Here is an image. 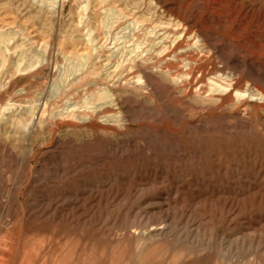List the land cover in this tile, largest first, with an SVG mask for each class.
I'll return each mask as SVG.
<instances>
[{
    "label": "rangeland",
    "instance_id": "obj_1",
    "mask_svg": "<svg viewBox=\"0 0 264 264\" xmlns=\"http://www.w3.org/2000/svg\"><path fill=\"white\" fill-rule=\"evenodd\" d=\"M0 264H264V0H0Z\"/></svg>",
    "mask_w": 264,
    "mask_h": 264
},
{
    "label": "bare ground",
    "instance_id": "obj_2",
    "mask_svg": "<svg viewBox=\"0 0 264 264\" xmlns=\"http://www.w3.org/2000/svg\"><path fill=\"white\" fill-rule=\"evenodd\" d=\"M193 48V47H192ZM184 52V51H183ZM185 53V52H184ZM181 54V53H180ZM192 63H193V61L192 60H189L188 62H187V65L189 66V70H190V72L191 71H193L194 70V67L192 66ZM181 68V67H180ZM249 96V95H248ZM263 96V95H262Z\"/></svg>",
    "mask_w": 264,
    "mask_h": 264
}]
</instances>
